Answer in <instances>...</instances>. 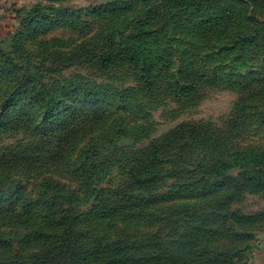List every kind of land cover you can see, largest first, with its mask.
Returning <instances> with one entry per match:
<instances>
[{"label":"rangeland","instance_id":"374dc122","mask_svg":"<svg viewBox=\"0 0 264 264\" xmlns=\"http://www.w3.org/2000/svg\"><path fill=\"white\" fill-rule=\"evenodd\" d=\"M263 247L264 0H0V264Z\"/></svg>","mask_w":264,"mask_h":264},{"label":"crops","instance_id":"0c3cea01","mask_svg":"<svg viewBox=\"0 0 264 264\" xmlns=\"http://www.w3.org/2000/svg\"><path fill=\"white\" fill-rule=\"evenodd\" d=\"M250 264H264V247L259 250Z\"/></svg>","mask_w":264,"mask_h":264},{"label":"trees","instance_id":"16d2710c","mask_svg":"<svg viewBox=\"0 0 264 264\" xmlns=\"http://www.w3.org/2000/svg\"><path fill=\"white\" fill-rule=\"evenodd\" d=\"M24 122V119H12L9 121H5L4 126H10V125H17Z\"/></svg>","mask_w":264,"mask_h":264}]
</instances>
